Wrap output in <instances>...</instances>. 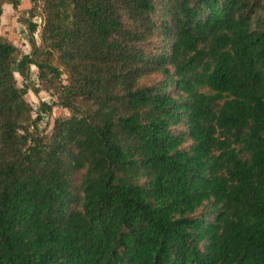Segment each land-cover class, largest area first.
<instances>
[{"label":"trees","instance_id":"1","mask_svg":"<svg viewBox=\"0 0 264 264\" xmlns=\"http://www.w3.org/2000/svg\"><path fill=\"white\" fill-rule=\"evenodd\" d=\"M44 11L30 54L0 35V264H264V0Z\"/></svg>","mask_w":264,"mask_h":264},{"label":"rangeland","instance_id":"2","mask_svg":"<svg viewBox=\"0 0 264 264\" xmlns=\"http://www.w3.org/2000/svg\"><path fill=\"white\" fill-rule=\"evenodd\" d=\"M12 2H16L17 7H14ZM44 6L45 0H37V3L34 0H4L3 2L4 12L0 21V35L14 43L19 48L21 55L32 52L31 34L28 27V21L30 20L38 24L35 38L37 43L42 45L41 34L45 22ZM34 7L35 10L32 11ZM55 64L64 71L63 83H69V74L65 66L58 61ZM16 78L20 87L29 86L26 99L33 108L34 118L39 115L42 116L37 126L39 133L42 135L51 134L57 119L71 115L69 109L57 104L55 90L48 88V85L40 80L39 69L35 65L31 67L30 77L27 80L19 73H16ZM44 103L52 106V109L44 108Z\"/></svg>","mask_w":264,"mask_h":264}]
</instances>
